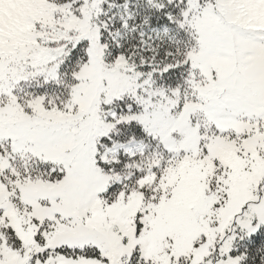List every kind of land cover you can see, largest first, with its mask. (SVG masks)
Returning <instances> with one entry per match:
<instances>
[{
	"label": "snow or ice",
	"instance_id": "snow-or-ice-1",
	"mask_svg": "<svg viewBox=\"0 0 264 264\" xmlns=\"http://www.w3.org/2000/svg\"><path fill=\"white\" fill-rule=\"evenodd\" d=\"M0 264H264V0H0Z\"/></svg>",
	"mask_w": 264,
	"mask_h": 264
}]
</instances>
